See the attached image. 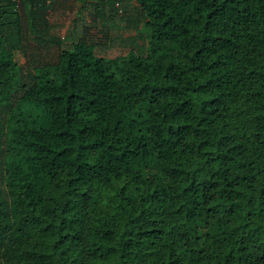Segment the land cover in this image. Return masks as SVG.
Masks as SVG:
<instances>
[{
    "label": "trees",
    "instance_id": "obj_1",
    "mask_svg": "<svg viewBox=\"0 0 264 264\" xmlns=\"http://www.w3.org/2000/svg\"><path fill=\"white\" fill-rule=\"evenodd\" d=\"M121 1L0 0V264H264V0H133L113 57L48 31Z\"/></svg>",
    "mask_w": 264,
    "mask_h": 264
},
{
    "label": "rangeland",
    "instance_id": "obj_2",
    "mask_svg": "<svg viewBox=\"0 0 264 264\" xmlns=\"http://www.w3.org/2000/svg\"><path fill=\"white\" fill-rule=\"evenodd\" d=\"M72 5L69 9H48V31L52 35L64 38L67 45L78 36L87 35L96 42L95 52L99 55L113 57L125 54L130 49L137 50L141 43L135 33L134 21L138 15L133 7V0H122L115 3L117 10L106 7L102 13H98L91 5L82 7ZM122 5V6H121ZM86 28H88L86 30ZM19 62L25 61L20 52L16 53Z\"/></svg>",
    "mask_w": 264,
    "mask_h": 264
}]
</instances>
